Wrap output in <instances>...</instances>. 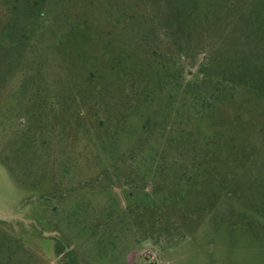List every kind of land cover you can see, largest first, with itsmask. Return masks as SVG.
<instances>
[{
  "label": "rangeland",
  "instance_id": "rangeland-1",
  "mask_svg": "<svg viewBox=\"0 0 264 264\" xmlns=\"http://www.w3.org/2000/svg\"><path fill=\"white\" fill-rule=\"evenodd\" d=\"M244 80L264 0H0V264H264Z\"/></svg>",
  "mask_w": 264,
  "mask_h": 264
},
{
  "label": "trees",
  "instance_id": "trees-1",
  "mask_svg": "<svg viewBox=\"0 0 264 264\" xmlns=\"http://www.w3.org/2000/svg\"><path fill=\"white\" fill-rule=\"evenodd\" d=\"M143 35V34H142ZM141 35V36H142ZM157 67H159V74H160V72H161V74L159 75L160 77H159V80L157 81V86H159V87H162V84H165L166 83V79H167V77H169L168 76V71H167V69H166V67H165V65L164 64H161V63H159V64H156L155 65V68H154V70H153V75L154 76H157L158 75V68ZM188 73H186L185 74V71L183 70V69H179L178 70V77L179 78H183L185 75H187ZM161 76H163L162 78H161ZM262 76V75H261ZM263 77V76H262ZM160 78L162 79L161 81H160ZM233 84V82H231L229 79L228 80H224V82L223 83H221V84H219V85H216V90H218V94H220V93H222V92H224L225 91V89H223V88H225V86H226V88H227V86H231ZM253 85V86H255V87H257L259 90H260V92L263 94V96H264V89H261L257 84H254L253 83V81H252V83L250 82V81H241V84L239 85V88L240 87H247V86H249V85ZM262 86V85H261ZM218 87H220V89L218 88ZM208 102H210V100L209 99H206L203 103H202V106H201V109L202 108H205V107H207L208 106ZM263 145H264V142H263ZM68 264H76L75 263V261H74V259H73V257H72V254L71 255H69V260H68Z\"/></svg>",
  "mask_w": 264,
  "mask_h": 264
}]
</instances>
